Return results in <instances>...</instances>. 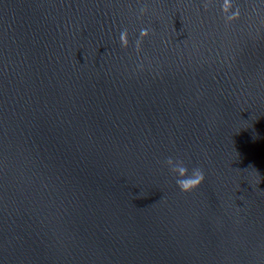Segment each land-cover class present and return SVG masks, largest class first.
<instances>
[{"label":"water","instance_id":"water-1","mask_svg":"<svg viewBox=\"0 0 264 264\" xmlns=\"http://www.w3.org/2000/svg\"><path fill=\"white\" fill-rule=\"evenodd\" d=\"M0 264H264V0H0Z\"/></svg>","mask_w":264,"mask_h":264},{"label":"clouds","instance_id":"clouds-1","mask_svg":"<svg viewBox=\"0 0 264 264\" xmlns=\"http://www.w3.org/2000/svg\"><path fill=\"white\" fill-rule=\"evenodd\" d=\"M146 9H141L140 13L144 14ZM146 31H142L141 35H146ZM120 40L122 45H126V32H121ZM165 164L170 173L175 177L176 187L185 193L192 192L197 189L205 180V175L202 169L195 167L189 171L183 160L173 159L169 157Z\"/></svg>","mask_w":264,"mask_h":264}]
</instances>
